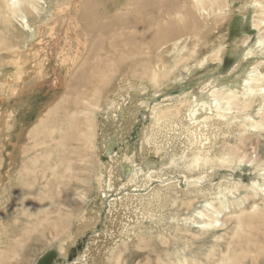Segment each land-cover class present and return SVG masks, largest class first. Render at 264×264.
Here are the masks:
<instances>
[{
	"label": "rangeland",
	"instance_id": "obj_1",
	"mask_svg": "<svg viewBox=\"0 0 264 264\" xmlns=\"http://www.w3.org/2000/svg\"><path fill=\"white\" fill-rule=\"evenodd\" d=\"M224 1L223 15L200 22V36L192 42L183 44L181 40L179 49H169L162 55L112 54L109 63L100 55V42L81 48L74 44V32L67 30L68 15L64 20L56 17L58 0H42L34 18L26 15V21L21 17L3 29L0 264H74L78 259L80 264H93L95 260L97 264H264V233L258 241L249 236L256 243L253 245L246 241L249 229L237 227L238 220L251 217L254 227L264 230V216L253 213L255 202L247 188L259 177L258 168L264 166V133L246 131L241 126L245 115L190 125L189 105L181 98L206 79L224 77L221 82H228L229 72L236 65H240L238 74L253 67L264 75V45L260 42L264 38V0ZM80 9L86 12L88 7ZM26 22L30 30L24 26ZM48 28L51 34L41 38L42 54L32 52V31L39 37L40 32H49ZM220 49L223 62H212L213 54ZM250 52L253 57L244 60ZM205 58L209 63L198 65ZM159 65L165 67L160 75L166 78H160L157 84L153 73ZM120 101L127 106L139 103L141 113L135 124L122 121L124 116L116 107ZM158 102L164 108L169 104L179 110L168 114L165 124L154 132L149 113ZM260 106L258 100L248 112L256 121L262 120L257 115ZM128 128L131 136L122 140L119 130L128 133ZM143 128L149 129L146 132L151 148L141 146ZM108 134L122 140L118 144L125 146L118 150L127 151L135 162L123 163V181L117 186L120 194L116 196L115 192L113 197L108 193L103 203L99 179L102 174L109 180L111 167H106L101 157L118 146L105 142ZM74 136L78 141L72 140ZM197 140L206 144L213 157L233 154L229 168L215 162L218 173L210 181L204 178L212 172L208 168L191 172V162L179 159L180 154L192 158L203 150L200 143L192 145L191 141ZM170 146L178 149V162L172 170L161 169L160 157L151 149ZM137 164L146 168L145 173L156 172H152L153 179L141 175L129 189L138 200L128 199L125 193L129 191H120L119 186L129 180L128 170ZM183 177H188V182ZM220 183L234 189L227 194L230 207L222 212L224 224L216 229L202 226L205 219L199 213L211 210L207 204L214 202L216 209L220 207L218 196L225 189H218ZM122 197L115 217L111 204L114 198ZM93 213L95 225L70 246L78 228ZM92 245L95 260L86 253ZM63 249H67V258L61 255ZM229 250L234 258L230 263L225 257Z\"/></svg>",
	"mask_w": 264,
	"mask_h": 264
},
{
	"label": "bare ground",
	"instance_id": "obj_2",
	"mask_svg": "<svg viewBox=\"0 0 264 264\" xmlns=\"http://www.w3.org/2000/svg\"><path fill=\"white\" fill-rule=\"evenodd\" d=\"M96 1H98V5ZM127 1H131V3L127 5ZM224 2V0H64L63 2L58 0L57 11L59 14L56 15V17H58L60 20H64L68 15L67 21L69 23L67 30L69 32H74V44H77L79 48L88 44L100 42V55H102V58L105 61L108 59L109 63L112 60V54L120 52L135 54V56H139L140 54L152 55L153 53L162 55L163 53L168 52L169 49H179V42L181 40H183L184 44L185 42H188V40L192 42L195 38H199L200 35L197 29L200 22L204 23L211 20V18L220 17L223 8L225 9ZM41 6L42 0H0V41L3 39L2 31L4 28L6 29L8 26L13 25L12 23L14 21H19L21 17H23L24 21H26V15L28 17L34 18L35 12H37ZM82 6L88 7V10L86 12H81L80 7ZM262 8L264 9V6ZM82 21H87L89 24L83 26L79 23ZM263 23L264 21L261 24ZM24 26L30 30L28 22H26V25L24 24ZM51 30L52 29H49V32L45 31V34L40 32L39 37H37L36 31H32L34 35V39H31L30 43V49L32 52L35 51L37 54H42L43 48L41 38L51 34ZM91 35H93V38L90 40ZM102 37L104 38L102 39ZM106 42H109V44L107 45ZM260 42L264 45V38L260 39ZM262 50H264V47ZM221 52L222 50L220 49L218 52L213 54L215 55V58H212V62H223ZM104 55L106 56L105 58ZM251 57H253V55L250 52L246 55L244 60L248 61ZM130 59L134 60L133 57ZM130 59L129 61H131ZM208 63V59L205 58L198 65L204 67L205 64ZM164 69L165 67L163 65L157 66V71L153 73V81L155 83L158 84L160 82V78H166L160 75V71L162 72ZM239 69L240 65L232 67L227 77L228 82H221L224 77H212L211 79H206L202 83L196 85L194 91L184 92L182 94V100H184V103L189 105L188 121L190 125L207 124L214 121L219 123L225 120L227 121L229 117L237 119L238 116L245 115V122L241 126H243L246 131L254 130L264 133V75L256 72V69L253 67L250 68V70L242 71L241 74H238ZM213 73L214 70L211 69V74ZM147 95H149V93ZM163 100H165V102L170 101H167V99H162L161 101ZM258 100H261V106L257 115L262 118L261 121H256L248 115V112L253 109L255 103ZM120 102L118 103L119 105L116 104L117 102H115V104L118 105L116 106L117 109L120 110L121 115L124 116L122 121L125 123L130 122V124H135V121L141 113L138 107L139 103L136 104V102H133L127 106L126 103ZM164 106L158 102V104L153 107L151 113H149L150 115L152 114L150 122L152 123V131L154 132V128L159 127L161 124H165L168 114H171L172 116L173 112H177L179 110V108H175L174 106L170 108L169 104L166 105V108H164ZM147 130L149 129L143 128L142 133H140V142L142 141V145H140L142 147L147 146V148H151L153 144L149 138V135H147ZM127 132L128 133L124 132V130H119L122 140L124 139V136L128 134L130 135L131 131L129 128L127 129ZM114 134L116 137L119 136L118 133ZM72 140L78 141L75 136L72 138ZM119 140L114 138L112 134L105 136V142L111 141L109 142L111 145L117 144L118 146L116 148H113L112 146L107 151L106 156L101 157V161H103L102 163L107 165L106 167H111V171H113V177L115 178L113 182L111 171L109 173L102 171V173H107L110 176L109 180H106L101 174L99 179L100 188H102L103 193V198H101L103 203L108 197V193H113V197L115 196V192L118 193L116 196L120 194L117 192V186L123 181L122 172L120 171V169L123 167V163L135 162L133 157H130V154L129 156L127 155V151L125 154L123 151L121 152L118 150L119 147L125 146V144H118L122 143L119 142ZM191 143L192 145H198L197 143H200V145L203 147V150H199V152L194 154L192 158L185 156L184 154H180L181 157L179 159L184 161L188 160L191 162L189 168L191 172H194L195 169H197V171H201L203 168H208V170L212 172H210V174L208 173V175L204 176V178L208 179L209 181L210 179H213L217 176L218 172L215 167H218V164L220 167H227L232 162L233 154L231 152L217 154L213 157L211 156L210 151L205 147V143L198 142V140L196 142L191 141ZM151 150L160 157L159 160H161V169L168 170L178 162L176 158L178 149L175 146H170L168 149L159 148ZM148 154H146V157ZM153 160L155 159L153 158ZM250 164L254 166L253 162ZM143 167L139 166V164L133 165L128 170L129 180L126 183H121L119 186L120 191H129L128 193H125L128 199L138 200L137 195H134L129 189L132 187L134 182H137V179L141 175L146 176V178L153 179L152 174L156 171L149 170L147 173H145L146 170L144 171V169L146 168L144 167L143 169ZM258 171L259 177L257 176L254 178L247 188L248 191L251 192L250 198L255 202L252 207L254 209L253 213L256 216L258 214L264 216V166L258 168ZM183 178L187 179L188 182V177ZM222 183H220L218 187L219 190H221L222 187L225 188L224 191H221L218 196V203L220 207L216 209L214 207V202L207 204L206 207H211V210L206 208V213H199L200 216L205 219V221L202 222V226L216 229L219 224H221L219 226L224 224V222L221 221L223 218L222 212L230 207L228 206L230 203L226 201L228 199L227 194H231L234 189L232 187L229 189L224 184L222 185ZM138 190H135L134 193L138 192ZM128 199H126V201ZM223 200L225 201L223 202ZM113 201L114 203L111 204L112 208L110 209L111 212L115 211L116 217L117 206L123 204V197L120 199L114 198ZM94 214L95 213H93V215ZM95 216L96 215H94L90 220L83 222L82 226L78 228L75 238L73 241H71L70 246L75 244L76 238L84 235L88 229L95 225ZM238 223L239 224L237 227L240 230L243 231L244 227L249 229V234L247 235L248 238L246 240L247 243L256 245L255 242L252 243L250 237L254 236V238L258 241V237L263 235L264 230L258 228L257 226L254 227V218L251 217H247L245 221L238 220ZM92 239H97V237L93 236ZM98 239L101 240L99 237ZM93 251V245L88 246L86 253L90 255L91 259H94L95 256H93ZM61 255L63 258H67V249H63ZM225 257H227L229 263L234 260L231 250L228 251V255ZM79 260L80 259L74 261V264H80ZM99 262V264H102V261ZM93 264H97L96 260L93 262Z\"/></svg>",
	"mask_w": 264,
	"mask_h": 264
}]
</instances>
